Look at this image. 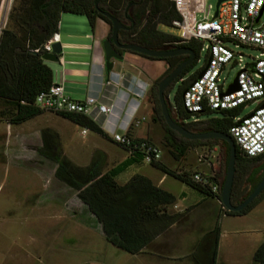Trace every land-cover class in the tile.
<instances>
[{
  "label": "trees",
  "instance_id": "obj_1",
  "mask_svg": "<svg viewBox=\"0 0 264 264\" xmlns=\"http://www.w3.org/2000/svg\"><path fill=\"white\" fill-rule=\"evenodd\" d=\"M95 1L16 0V5L10 7L6 16L7 25L2 30L0 29V118H3L7 125L17 126L42 113L34 106V98L39 93L47 91L53 83L52 73L41 61L39 51L42 45L57 33L60 15L85 17L91 32H93L96 19H99L108 26L106 38H109L110 23L98 13L102 11L127 25V28L117 33L119 44H135L154 51L180 47L190 49L194 53V59L175 80L179 82V85L173 97L174 109L168 110L169 115L176 124L189 132L215 131L229 136L228 130L233 125V120L238 117L240 112L238 109L218 112L204 111L193 116L184 112L181 107V94L199 72V70L192 71L198 57L199 43L176 44L177 37L157 31L158 25L170 26L172 21L179 18L173 4L168 0H100L95 8ZM36 50L38 52H35ZM139 57L163 62L165 64L164 77L187 59L186 56L165 59ZM157 84L156 82L154 87L156 93H152L151 96L156 113L153 122L161 125L162 142L169 149L172 157L175 160L182 159L194 145L205 146L211 150L219 144L224 149L226 163L225 143L217 140L187 141L165 127L157 102ZM211 113H216L217 116L206 121L182 123L184 119ZM56 115L82 130L107 140L99 127L88 118L76 114ZM122 150L126 153V150ZM234 151V175L230 202L232 205H237L259 182L264 174V165H257L262 156L246 158L235 145ZM36 153L40 158L54 165L53 178L61 186L73 192L75 199L97 224L104 242L130 256L140 253L158 235L164 233L170 226L179 223L184 215L182 213L167 214L165 208L174 203L175 197L154 186L144 176L135 174L123 185L116 183V177L126 168L142 163V157L138 153L126 154L122 162L108 170H103L105 155L101 152H97L86 166H76L62 154L57 133L49 129H43L40 132V147ZM149 166L199 191L205 197L214 198L219 202L223 178L217 194H212L209 190L194 184L185 172L172 171L160 162L151 163ZM244 185L249 189L241 188ZM263 199L264 190L240 212H227L221 208V205H219V212L227 216L245 215ZM218 238L219 228L215 222L213 228L204 234L197 244L192 245L186 257L187 260L191 264H215ZM251 262L252 264H264V240L254 250Z\"/></svg>",
  "mask_w": 264,
  "mask_h": 264
},
{
  "label": "rangeland",
  "instance_id": "obj_2",
  "mask_svg": "<svg viewBox=\"0 0 264 264\" xmlns=\"http://www.w3.org/2000/svg\"><path fill=\"white\" fill-rule=\"evenodd\" d=\"M202 2L204 12L196 13V20H201L203 17L210 18L213 15L216 0H202ZM15 5L16 0H0V29L6 27L7 12ZM156 29L170 36H178V31L171 26L158 25ZM227 47L233 53L240 55L242 64L257 55L255 50L247 47L234 48L232 45ZM117 62L120 61H114V64ZM204 62L205 53H201L192 71L199 70ZM57 65V63L49 64L52 68ZM164 70L165 64L154 60H147L146 66L141 70L140 77L146 87L139 101L137 117L142 116L145 121L135 129L134 135L144 138L147 133L148 137L152 138L146 140L158 146L161 151L159 162L166 168L175 172H185L189 177L195 172L210 175L219 188L225 163L223 147L218 144L216 150L210 153L206 151L207 147L194 145L182 159L175 160L162 142L161 125L153 122L156 113L151 96L152 93H156L155 83H159L164 78ZM238 70L236 65H226L221 70L219 78L225 84L230 83ZM59 72L60 69L57 72L52 70V82L62 84L65 88H63L65 96L71 99L78 98L72 94L78 95L80 92L75 88H68L67 84L60 80ZM178 85L179 82H173L163 91L168 110L174 109L173 97ZM254 108V105L247 106L239 112L238 117H245ZM216 116V113L204 114L184 119L182 123L206 121ZM43 129L57 133L62 154L76 166H86L101 150H104L108 156L103 170L114 167L127 156L118 146L106 143L93 133L86 131L82 136L81 128L50 112H42L17 126L7 125L6 121L0 118V264H161L162 261L154 262L151 259L149 262L138 255L132 257L104 242L97 224L75 199L73 192L61 186L53 178L54 165L37 155L36 150L40 147V132ZM151 168L144 162L134 164L120 173L115 180L118 184H122L130 175H146ZM163 187L175 197L174 203L169 205L170 211H173V205L183 210L205 197L199 191L169 176ZM241 188L249 189L245 185ZM206 201L199 210L196 209L191 216L181 219L175 225V229L165 234V243L178 244L176 252L170 251L173 254L167 258L178 259L174 264L184 262L187 264L183 260L184 255L190 252L192 245L197 244L217 222L219 238L215 264H252L251 257L256 242L264 237V199L249 214L227 216L219 212L217 221L219 202L216 200L218 205L215 206L212 201ZM189 244L192 245L186 250Z\"/></svg>",
  "mask_w": 264,
  "mask_h": 264
},
{
  "label": "built area",
  "instance_id": "obj_3",
  "mask_svg": "<svg viewBox=\"0 0 264 264\" xmlns=\"http://www.w3.org/2000/svg\"><path fill=\"white\" fill-rule=\"evenodd\" d=\"M178 14V19L170 26L178 31L176 44L199 43L198 55L205 53L204 69L200 78L189 83L181 96V107L189 115H199L204 111H241L249 105L255 108L243 118L236 117L229 128V137L239 152L246 158L264 155V0H226L217 7L216 17H203L196 20L195 14L203 13L202 0H168ZM207 14V12H206ZM56 42L54 35L40 49V54L49 53L50 45ZM227 45L234 48L247 47L257 52L247 63L241 62L240 55L233 53ZM35 52H38L37 50ZM236 56V57H235ZM236 65L239 70L235 80L237 90L225 94L230 83L220 80L221 70ZM146 85L142 86L144 93ZM34 106L42 112L53 114H76L93 119L100 114H109V108L95 98L87 96L82 101H74L64 95L61 84L53 83L45 92L35 96ZM135 113V110L133 111ZM252 114L251 117L249 115ZM140 120L132 116L134 126ZM125 126V125H124ZM86 130H81L85 135ZM111 143L126 150V154L138 153L146 164L160 161L161 151L146 139L135 140L126 134H113ZM190 180L201 188L216 194L218 187L210 175L193 173Z\"/></svg>",
  "mask_w": 264,
  "mask_h": 264
},
{
  "label": "crops",
  "instance_id": "obj_4",
  "mask_svg": "<svg viewBox=\"0 0 264 264\" xmlns=\"http://www.w3.org/2000/svg\"><path fill=\"white\" fill-rule=\"evenodd\" d=\"M107 34V25L99 19H96L93 32H91L85 17L61 14L57 24V33L55 34L56 42L59 43L61 52L58 55V65L52 68L49 66L51 63H43L51 72L52 70L57 72V70L60 69L58 73L60 80L62 82L64 81L68 88H75V90L80 92L78 95L72 94L74 97L78 98L71 99L68 96L66 97L74 101H82L85 97L90 96L95 98L100 104L109 108L108 115L103 116L98 114L93 119V122L106 136L107 140L100 137L106 143L112 145L113 143L109 141L111 136L115 133L119 134V132L135 140L152 139L148 137L147 133L144 138L134 135L135 129L145 121L142 116L137 117V113L140 107L139 101L144 95V93H141V88L145 84L140 74H142L141 70L146 66L147 60L139 56L123 53L122 60L116 64L113 62L112 69L107 75L104 71L101 49V42L106 38ZM134 110L135 113H133ZM132 116L135 120L143 118V121H140L137 126H134ZM215 150L216 148H212L211 150L206 149V151L210 153ZM100 152L105 155L106 159V152L104 150ZM133 175L135 174L130 175V177ZM141 176L146 177L154 186L171 193L168 189L163 187L168 176L158 170L151 168L149 173ZM125 182L126 181L122 184H118L116 181L118 185H123ZM206 200L212 201L215 206L218 205V202L214 198L210 199L204 197L200 202L188 206L183 210L173 205V211H170L169 206H167L165 212L167 214L182 213L184 214L182 217L183 220V218L191 216L192 212L196 209L199 210V207L207 202ZM260 204L261 202L247 214L256 209ZM218 214L219 210L217 216ZM173 229H175V225L170 226L164 233L158 235L146 248L140 251V253L133 256L138 255L149 262L152 259L154 262L156 260L162 261L161 264H174L178 259L174 260V258H167V256L173 254L170 253V251L176 252L178 244H167L164 242L165 234ZM263 240L264 237L259 239L254 248L256 249ZM191 245L192 244H189L186 250H189ZM188 254L189 252L184 255L183 260H185L187 264H191L189 260L186 259ZM164 261L170 262L166 263Z\"/></svg>",
  "mask_w": 264,
  "mask_h": 264
},
{
  "label": "water",
  "instance_id": "obj_5",
  "mask_svg": "<svg viewBox=\"0 0 264 264\" xmlns=\"http://www.w3.org/2000/svg\"><path fill=\"white\" fill-rule=\"evenodd\" d=\"M99 1L100 0H96L94 2L95 8ZM224 1L226 0H216L213 17H216L218 5ZM263 8H264V4L261 10L259 11V14L255 21H257V19L259 18ZM98 13L102 17L106 18L110 23V36L109 38H106L101 42L104 71L107 75L110 73L112 69L113 62L122 60V55L119 52H117L115 48L121 51L131 52L133 54L144 56L146 58H152V59H165L175 56L187 57V59L184 62H182L172 71H170V73L166 75L163 79H161L160 82L157 84V102H158L162 121L168 130L174 132L184 140L187 141L217 140L225 143L227 147V157L225 163L224 177L219 192V205H221V208L223 210L232 213L240 212L241 210L246 208L264 190V174L259 180V182L256 184V186L250 191V193L241 203L237 205H232L230 202V191L233 181L234 162H235L234 143L232 139L225 134L215 131H210L205 133L189 132L185 130L183 127L176 124L169 115L167 101L163 97V91L169 84L175 82V80L179 77L180 73L184 70L185 67H187L192 63L194 59V53L186 47H180L172 50L154 51V50H148L146 48H143L135 44H119L117 41V33L119 30H122L124 28L121 22L106 12L98 11ZM60 53H61L60 45L59 43L55 42L50 45V52L42 54L40 56V59L43 62L56 64L58 63V55ZM203 73H204V69L198 72L196 78L197 79L200 78ZM236 90H237V86L235 80H233L232 84L228 86L225 94H230ZM251 116L252 114L249 115V117Z\"/></svg>",
  "mask_w": 264,
  "mask_h": 264
},
{
  "label": "flooded vegetation",
  "instance_id": "obj_6",
  "mask_svg": "<svg viewBox=\"0 0 264 264\" xmlns=\"http://www.w3.org/2000/svg\"><path fill=\"white\" fill-rule=\"evenodd\" d=\"M121 24L123 25V29L122 30H124L125 28H127V25L122 21L121 22ZM115 50L117 51V52H119L120 54L122 53V51L121 50H118L117 48H115ZM259 163L261 164V165H264V155L261 157V159L259 160Z\"/></svg>",
  "mask_w": 264,
  "mask_h": 264
}]
</instances>
